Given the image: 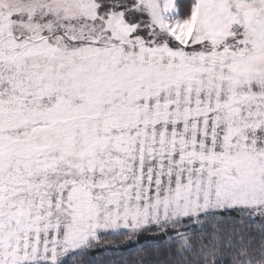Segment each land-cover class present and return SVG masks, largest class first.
<instances>
[{"label":"snow or ice","instance_id":"snow-or-ice-1","mask_svg":"<svg viewBox=\"0 0 264 264\" xmlns=\"http://www.w3.org/2000/svg\"><path fill=\"white\" fill-rule=\"evenodd\" d=\"M0 264H264V0H0Z\"/></svg>","mask_w":264,"mask_h":264}]
</instances>
